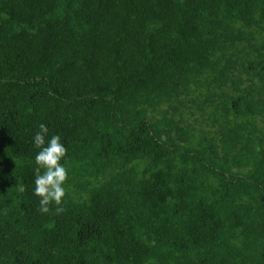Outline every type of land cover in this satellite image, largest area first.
I'll return each mask as SVG.
<instances>
[{"label": "trees", "instance_id": "obj_1", "mask_svg": "<svg viewBox=\"0 0 264 264\" xmlns=\"http://www.w3.org/2000/svg\"><path fill=\"white\" fill-rule=\"evenodd\" d=\"M0 264H264V0H0Z\"/></svg>", "mask_w": 264, "mask_h": 264}, {"label": "clouds", "instance_id": "obj_2", "mask_svg": "<svg viewBox=\"0 0 264 264\" xmlns=\"http://www.w3.org/2000/svg\"><path fill=\"white\" fill-rule=\"evenodd\" d=\"M49 128L39 125V131L33 137V143L39 151L35 155V188L34 195L40 197L39 211L49 213L50 205H56V213L63 211L61 207L66 195L65 183L68 179V169L61 163L67 149L59 135L48 137ZM19 192H24L23 186H18Z\"/></svg>", "mask_w": 264, "mask_h": 264}]
</instances>
